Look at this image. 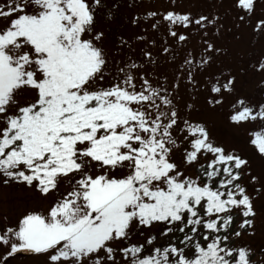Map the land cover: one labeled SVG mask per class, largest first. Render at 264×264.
I'll use <instances>...</instances> for the list:
<instances>
[{"label": "snow or ice", "instance_id": "6c2138e0", "mask_svg": "<svg viewBox=\"0 0 264 264\" xmlns=\"http://www.w3.org/2000/svg\"><path fill=\"white\" fill-rule=\"evenodd\" d=\"M225 4L237 27L264 37V0ZM221 18L177 0L162 11L134 0L0 4V188L35 197L0 217V264L20 253L32 264H264V244L245 239L264 169L253 174L193 117L203 88L213 109L233 96L232 124L264 122V101L240 95L231 71H210ZM193 33L200 51L186 47ZM253 70L264 73V55ZM249 143L264 160V128Z\"/></svg>", "mask_w": 264, "mask_h": 264}, {"label": "rangeland", "instance_id": "374dc122", "mask_svg": "<svg viewBox=\"0 0 264 264\" xmlns=\"http://www.w3.org/2000/svg\"><path fill=\"white\" fill-rule=\"evenodd\" d=\"M132 2L133 0H129V3ZM134 2L140 5L142 9L162 11L167 6L168 0H134ZM3 3H6V0H0V4ZM177 3L183 9L193 13L208 14L213 12L222 17L216 28H212L209 32L210 41L223 49L210 71L214 75H218L220 72L227 74L231 71L237 78V89L240 95L247 96L253 102L264 101V91L258 88L259 81L264 78V73L253 70L255 61L264 55V37L256 36L251 24H241L237 27L238 21L233 19V14L230 11H227V5L220 6L221 0H177ZM131 11L135 13L137 9L133 8ZM256 15H261L259 10ZM148 34L151 35V32ZM160 39H164L163 35L160 36ZM199 45L200 37L193 33V38L189 40L186 47L189 49L196 48L200 51ZM152 51L155 57V49ZM160 64L161 67L158 71H166L171 77V67L166 66L164 61H161ZM241 68H245L247 71L242 73ZM197 80L202 85L206 82L203 75H198ZM207 95L208 93L203 88L196 94V110L193 112V117L197 121H203L207 124L211 138L216 143L223 145L228 150H235L242 157L248 159L253 174H259L264 169V160H261L259 155L255 153L249 140L253 131H260L264 128V122H247L241 126H236L228 119V114L232 110L233 96L226 95L224 103L213 109L211 106H206ZM181 96L183 97L181 104L183 101L190 100L189 94L183 89H181ZM249 191H252L251 187H249ZM34 201L35 197L30 191L17 187L0 188V217L7 216L9 219H13L23 211L25 205L31 206ZM262 202H264V197L256 201L258 210L256 235L245 237L254 248L264 244V217L259 215ZM2 254L3 249L0 248V256ZM254 259H258V257H254ZM4 264H32V262L29 259V254L20 253L15 258L9 257Z\"/></svg>", "mask_w": 264, "mask_h": 264}]
</instances>
